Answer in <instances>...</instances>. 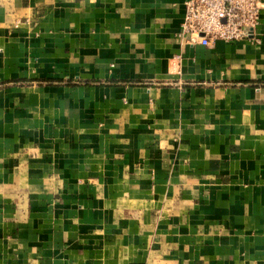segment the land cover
<instances>
[{
	"label": "crops",
	"instance_id": "1",
	"mask_svg": "<svg viewBox=\"0 0 264 264\" xmlns=\"http://www.w3.org/2000/svg\"><path fill=\"white\" fill-rule=\"evenodd\" d=\"M184 1L0 0V264H264V0Z\"/></svg>",
	"mask_w": 264,
	"mask_h": 264
},
{
	"label": "built area",
	"instance_id": "2",
	"mask_svg": "<svg viewBox=\"0 0 264 264\" xmlns=\"http://www.w3.org/2000/svg\"><path fill=\"white\" fill-rule=\"evenodd\" d=\"M262 0H185L178 37L191 45L210 46L217 40L258 43Z\"/></svg>",
	"mask_w": 264,
	"mask_h": 264
}]
</instances>
